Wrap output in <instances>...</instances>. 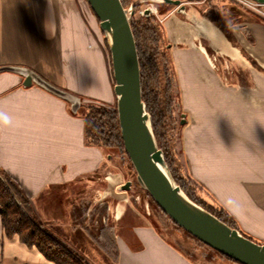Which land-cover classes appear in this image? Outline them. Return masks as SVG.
Segmentation results:
<instances>
[{
    "label": "crops",
    "instance_id": "crops-1",
    "mask_svg": "<svg viewBox=\"0 0 264 264\" xmlns=\"http://www.w3.org/2000/svg\"><path fill=\"white\" fill-rule=\"evenodd\" d=\"M228 1L231 17L246 10ZM203 2L154 12L180 85L179 150L187 175L264 243V21L245 14L231 27L255 66L202 15ZM0 66L29 68L81 102L116 103L110 52L87 0H0ZM23 81L0 73V168L39 222L70 245L65 236L81 233L114 264H199L136 208L109 154L86 143L80 108ZM0 264L55 263L8 238L0 215Z\"/></svg>",
    "mask_w": 264,
    "mask_h": 264
},
{
    "label": "water",
    "instance_id": "water-1",
    "mask_svg": "<svg viewBox=\"0 0 264 264\" xmlns=\"http://www.w3.org/2000/svg\"><path fill=\"white\" fill-rule=\"evenodd\" d=\"M166 4L184 5L181 0H162ZM264 5V0H255ZM99 20L111 57L116 108L124 149L135 169L138 182L158 207L178 226L202 243L241 264H264V243L244 236L191 200L175 181L158 147L151 115L142 98V79L138 50L131 26L134 7L125 8L121 0H87ZM152 7L145 9L150 15ZM1 72H15L24 77L23 85L33 83L71 103L73 112L81 99L63 90L33 70L21 66H0ZM180 124H185L181 114ZM131 182L122 185L129 190Z\"/></svg>",
    "mask_w": 264,
    "mask_h": 264
},
{
    "label": "trees",
    "instance_id": "trees-1",
    "mask_svg": "<svg viewBox=\"0 0 264 264\" xmlns=\"http://www.w3.org/2000/svg\"><path fill=\"white\" fill-rule=\"evenodd\" d=\"M207 1L211 2V0ZM121 2L125 8L132 4L135 14L139 11V6L134 3L135 0H121ZM164 5L170 6L165 3ZM159 11L161 10L159 9ZM135 14L131 18V26L139 56L142 98L147 112L151 115L152 129L158 147L164 152L165 160L175 181L191 200L204 207L229 226L238 229L244 236L252 239L243 233L236 220L226 210L218 204L216 205L198 196L196 190L189 186L185 178L179 173L178 167L174 165L170 139L168 138V120L174 116V112L177 109V100H179L178 93L180 92L178 86L174 85V75L165 68L168 63H171L169 48L167 47L159 18L152 14L140 15L134 18ZM205 16L212 21H216L219 17L215 13H208ZM217 26L222 29L220 22L217 23ZM230 41L232 40L230 39ZM232 42L234 43V41ZM253 63L256 65L254 61ZM81 114L85 121V137L88 145L124 148L116 106L114 108H108L104 104L100 107L88 106L86 111H82ZM155 206L158 205L155 204ZM0 215L5 235L8 238L18 236L23 243L29 247H36L48 260L55 264H91L66 241L46 229L39 222L24 191L1 168ZM187 234L195 238L190 233L187 232ZM214 251L234 264H241L216 250Z\"/></svg>",
    "mask_w": 264,
    "mask_h": 264
},
{
    "label": "rangeland",
    "instance_id": "rangeland-1",
    "mask_svg": "<svg viewBox=\"0 0 264 264\" xmlns=\"http://www.w3.org/2000/svg\"><path fill=\"white\" fill-rule=\"evenodd\" d=\"M181 1H191V0H181ZM197 1L200 0H195V2ZM134 3L139 6L138 7L139 11L137 12V14H135L134 18H137L140 15H145L142 12H145V9L148 8V6L153 7L152 15L154 16H156L154 12H156L158 8L161 11L167 10V6L164 5L163 1L155 3L152 1L135 0ZM131 6L132 4H130L127 9L130 10ZM199 6H200L199 11L204 16L208 13H213V14L215 13L219 15V17L216 19V22L217 23L220 22V26L222 27L221 30L223 31L224 35L227 37L229 41L230 39L234 41V43L232 41L230 42L241 50L242 54L245 57H247V60L249 62L255 65L253 63L252 58L237 43L236 37L231 27L241 23L242 22L241 18L245 17L246 16L245 14L252 16L253 19L264 21V6L261 8L262 13L254 12L246 9L244 11L243 10L241 11L242 13L240 16L233 15L232 17L228 14L229 13L228 11H230V9L231 10L233 9L232 7L233 5L228 0H222V5L220 3L212 2V0L211 2L204 0V2L201 3ZM165 68H167L170 71V73L172 72V74L174 75L173 76L174 85L176 84L178 86L179 88L178 90L180 92L178 93L179 100H177V109L174 112L173 118H169L168 120L169 123L168 138L170 139V147H171V153L173 154V158H174V165L178 167L179 173L185 178L189 186H191V188H194L196 190L198 196H201L202 198H205L206 200L217 205V203H215L214 201L211 200V198H209L204 188L187 175V166L184 159L182 158L181 151L179 150V142L181 143L180 129L183 126V124H180L179 122L181 120V114L183 112L182 102H181V91H180L179 82L177 80L175 67L173 66L172 63V59H171V63H168ZM104 105L108 108H114V106H116V103L112 105L109 104H104ZM81 106L79 107L80 113L82 111H86L88 106L100 107L103 106V103L84 100L83 102H81ZM101 148H103L105 153L109 154L110 157L109 169L111 171L110 173H113L116 176H120V178L123 180V184H125L128 181L131 182L130 189L124 191L132 195L131 201L136 206V208L143 215L146 216L147 220L154 223L157 226V228L170 241H172L174 244L180 247L184 252H186V254L189 257H191L199 264H234L231 261H229L227 258L215 252L209 246L200 242L198 239H195L192 236L188 235L184 229H182L180 226L175 224L158 206H155L156 203L152 200L147 190L144 187H142V185L138 182L135 169L124 148L123 149L120 147H113V148L101 147ZM44 227L49 231H51L52 233H54L51 229H49V227H47V225ZM243 233L247 234L254 241L262 243V240L255 237L254 235L248 234L246 232ZM75 236L76 239L74 240L70 239L68 236H65L67 237L68 241H70L71 245L68 242L67 243L71 247L73 246L74 248L73 247L72 248L75 249L81 256H83L91 264H103V261H105L106 264H114V261L110 255L109 256L104 255L105 253L103 254L101 250L94 248V246L93 245L91 246L87 241H83L81 239V233H76ZM107 250L111 252L112 255V249L108 245H107Z\"/></svg>",
    "mask_w": 264,
    "mask_h": 264
},
{
    "label": "built area",
    "instance_id": "built-area-1",
    "mask_svg": "<svg viewBox=\"0 0 264 264\" xmlns=\"http://www.w3.org/2000/svg\"><path fill=\"white\" fill-rule=\"evenodd\" d=\"M158 2H161L162 0H157ZM237 2L240 6H242L245 9L254 11V12H261L262 13V7L264 6L263 4H260L256 2L255 0H234ZM153 10V7H152ZM144 13V12H142Z\"/></svg>",
    "mask_w": 264,
    "mask_h": 264
},
{
    "label": "flooded vegetation",
    "instance_id": "flooded-vegetation-1",
    "mask_svg": "<svg viewBox=\"0 0 264 264\" xmlns=\"http://www.w3.org/2000/svg\"><path fill=\"white\" fill-rule=\"evenodd\" d=\"M160 13V12H159ZM152 14V13H151Z\"/></svg>",
    "mask_w": 264,
    "mask_h": 264
}]
</instances>
